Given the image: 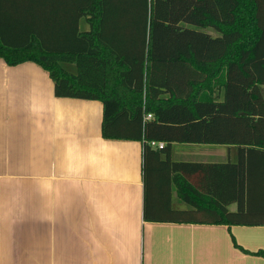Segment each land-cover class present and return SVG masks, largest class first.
I'll list each match as a JSON object with an SVG mask.
<instances>
[{"label":"trees","instance_id":"1","mask_svg":"<svg viewBox=\"0 0 264 264\" xmlns=\"http://www.w3.org/2000/svg\"><path fill=\"white\" fill-rule=\"evenodd\" d=\"M68 9V37L0 39V57L43 66L58 97L101 100L105 138L143 142L144 219L264 225V0H70ZM175 142L236 145L239 159L173 160ZM174 191L186 208L173 206Z\"/></svg>","mask_w":264,"mask_h":264},{"label":"crops","instance_id":"2","mask_svg":"<svg viewBox=\"0 0 264 264\" xmlns=\"http://www.w3.org/2000/svg\"><path fill=\"white\" fill-rule=\"evenodd\" d=\"M69 2L0 0V39L68 37ZM102 123L101 100L58 97L43 66L0 57V264H264V225L145 220L143 142ZM225 146L175 142L171 156L237 162Z\"/></svg>","mask_w":264,"mask_h":264},{"label":"rangeland","instance_id":"3","mask_svg":"<svg viewBox=\"0 0 264 264\" xmlns=\"http://www.w3.org/2000/svg\"><path fill=\"white\" fill-rule=\"evenodd\" d=\"M207 30L210 31L212 34L217 35V33H216V31H214V29L208 28ZM76 70H77V68L75 66V70L74 71H76ZM261 88H262V91L264 93V84L261 85ZM183 145L189 146V148L191 146H195V147L196 146H198V147H210V148H211V146H215V147H226L225 145H219V144H203V143L202 144L183 143ZM211 153H218V151L217 150H211ZM195 157H197V156H190L189 158H195ZM184 206H185V204H184Z\"/></svg>","mask_w":264,"mask_h":264},{"label":"built area","instance_id":"4","mask_svg":"<svg viewBox=\"0 0 264 264\" xmlns=\"http://www.w3.org/2000/svg\"><path fill=\"white\" fill-rule=\"evenodd\" d=\"M147 118H152V114H149ZM150 144L156 148H163L166 143L164 141L152 140L150 141Z\"/></svg>","mask_w":264,"mask_h":264}]
</instances>
